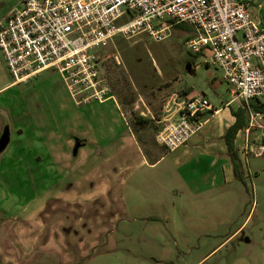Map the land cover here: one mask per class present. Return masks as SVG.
<instances>
[{
  "label": "rangeland",
  "instance_id": "1",
  "mask_svg": "<svg viewBox=\"0 0 264 264\" xmlns=\"http://www.w3.org/2000/svg\"><path fill=\"white\" fill-rule=\"evenodd\" d=\"M249 1L254 15L264 21V0ZM20 3L0 0V17ZM193 33L190 24L180 23L162 41L146 35L117 37L96 49L102 74L126 116L114 101L75 103L61 86L44 85L45 77L59 79L55 71L10 85L13 78L0 49V134L5 125L11 127L10 144L0 157V264H264V155L252 154L248 162L240 157L246 172L247 167L253 171L245 183H236L238 204L216 205L207 194L199 201L197 194L171 191L169 178L161 174L169 159L150 169L132 130L135 116L147 113L143 103L134 104L140 97L146 104L156 99L153 114H161L176 91L178 96L195 91L216 106L231 97L209 51L195 53L185 46ZM188 64L194 73L188 72ZM36 98L41 112L33 104ZM27 116L36 122L39 116L55 136L68 122L75 143L69 150L59 144L55 161L46 157L38 164L33 154L45 146ZM257 120L264 123V116ZM258 129L257 124L251 130L256 143L263 138L264 129ZM81 138L87 151L79 152ZM121 156L130 157L140 173L162 175L153 179L156 184L136 185L138 192L129 189L126 207L113 183ZM99 199L104 206H89ZM64 204L71 207L64 211ZM209 230L213 235H207Z\"/></svg>",
  "mask_w": 264,
  "mask_h": 264
},
{
  "label": "built area",
  "instance_id": "2",
  "mask_svg": "<svg viewBox=\"0 0 264 264\" xmlns=\"http://www.w3.org/2000/svg\"><path fill=\"white\" fill-rule=\"evenodd\" d=\"M180 23L194 29L185 46L195 53L209 51L235 98L243 101L247 133L257 124L264 129L252 107L264 102V21L249 0H21L0 17V49L15 83L55 71L77 103L104 102L115 96L96 49L117 37L162 41ZM177 104L178 117L168 118L155 136L169 151L196 134L197 114L211 108L204 95ZM248 137L242 149L247 162L252 154L264 155V132L255 146Z\"/></svg>",
  "mask_w": 264,
  "mask_h": 264
},
{
  "label": "crops",
  "instance_id": "3",
  "mask_svg": "<svg viewBox=\"0 0 264 264\" xmlns=\"http://www.w3.org/2000/svg\"><path fill=\"white\" fill-rule=\"evenodd\" d=\"M47 71L42 72L39 76L33 79L39 78ZM47 78L48 79H46L45 77V79L42 81L45 82L44 85L49 87H54V85H59L61 86L59 89L61 90V88H63L66 91L67 97L73 99L70 96L60 76L59 79L56 78L54 75L52 77H47ZM51 82L53 84H51ZM14 83L15 82L13 81L12 83H10V85ZM1 89L2 88H0V90ZM51 92H54L55 94H59L58 92H56L55 89H52ZM176 92L172 93V95H170L169 97L168 103L163 105V108L161 109L162 110L161 114H159V112L157 113L156 110H155L156 111L155 114H153L152 112V109H155L154 107L157 106V103L155 102L156 101L155 98H151V101H149L148 104H146V102L142 97H140L137 101L134 102L135 106H139L140 104L142 105L143 103L145 105L144 108L147 109L148 114L147 113L144 114L140 112L138 115L142 116L143 118H148L152 121V123H150L145 127L137 126L134 128L132 124V130L135 134L136 141L138 142V145L140 146L141 150L143 147V151H142L143 155L148 160L147 161L145 159L144 163L150 169H156L166 159H169V164L165 166L166 168L162 171L161 174H163L166 178H169L168 187L171 188V191L176 190L178 194H182V195H185L187 192H190L192 194H197V199H199V201L203 200V197H200L201 195L207 194L208 197L214 199V203H216V205H218L221 202L224 205L235 207L238 204V201H236L238 197L235 194L239 192L238 190H240V188L236 186V183L240 180L235 176L234 173L233 163L230 158L228 145L225 140V134L228 128L231 125H233L236 121V116L233 114L232 110H237L240 107L245 108L243 101L239 98H235V95H232L233 91L231 86H230L231 97L227 100L221 101L220 105L216 106L215 104L211 103L209 97L207 98L205 96L209 100L211 104V108L203 110L197 114L195 119L198 122H200L201 128L184 145L180 146L174 151H169L164 146H161L156 142L155 139L156 132L163 126V123L168 118L178 117L179 114H178L177 102L193 97L194 95H198L195 91L193 92L186 91L184 95L179 94L178 96ZM44 98L52 103V99L49 98V96L47 97L45 96ZM175 98L177 102L175 101ZM37 99L39 98H36L33 104L36 106V109H38L41 112L42 105L41 103H37ZM108 101H114L113 105L116 108H120L121 109L120 111L122 112L121 114L126 116V112L124 111V109L122 110L120 105H118L116 98L106 100L102 103L105 104ZM171 101H173L174 103L173 105H170ZM154 104L156 105L154 106ZM245 110H246L244 114L245 125L243 128H241L238 131L234 141L235 143L234 146L239 155V160L242 165V172L244 174V177H246L248 173L251 174L250 170L253 171L252 168L250 169L247 167L248 170L246 172L243 165V161L240 158V157L244 158L245 161V157H244V153H242V149L245 146L247 135L249 134L248 140L251 142L252 145L254 144V142L256 143V139H255L256 133L253 132L247 133L246 131V128L249 124V115H248V110L247 109ZM259 113L260 115L258 116V118L264 116V112H259ZM25 121H27L28 126H30L31 124L32 127L36 126L35 132H37V136L40 138L39 143L43 145L42 147L45 146V149L43 151H35V153L33 154L34 160H36L38 164H41L44 158L46 157L48 158L50 157L51 158L50 160L53 159L52 161H55L57 159V152L55 147L58 146L59 144L64 150H66V148L67 150H69V147L75 143V141H73L74 139L72 140L73 134L72 136L70 134V130L73 129L70 128V124L68 122L67 124L64 125L65 130L63 132L56 130V133L58 134L55 136L53 133H49L47 131L48 128L46 127V125L41 123V118L39 116L37 122L35 119H31L29 116H27V119ZM57 122L58 121H56V123ZM258 122L259 120H257V123ZM259 123L264 126V123L262 122ZM49 127L53 129L52 126ZM56 128L58 127L56 126ZM20 129L21 128L16 129L18 133ZM259 129H263V128L259 126ZM112 138L115 137L113 136ZM83 142L84 139L81 138V142H78L79 145L77 144V147H79V152H81L82 150H86V146H83L84 145ZM258 143L259 142H257L256 144ZM87 144H89L88 141ZM123 149L124 148L122 147L120 151H122ZM161 149H164V151H161ZM239 151L241 153H239ZM64 154L65 156H67L66 151ZM121 157H123L122 167H120L119 170L116 171L115 177L113 178V183L118 188V195L120 196L121 201L124 204V207H126L127 198H128L127 191L129 189L132 190V192H138L139 189L137 188L136 185L144 181H146L147 183L152 182L154 181L153 180L154 178L156 177L159 178L162 175L159 174L158 177L155 172L152 173V176H150V173L149 174L140 173L139 169L134 164H131L130 157L129 158L125 156H121ZM173 181H178V185L176 184L171 186ZM154 182L156 184V180ZM221 196L222 199L224 198L223 199L224 202L223 200H220ZM103 201H104L103 199H99L93 202V204H90L89 206L93 205L95 208H100V205L101 203H103ZM61 207L62 209L65 208L63 209L65 211L66 208H70L71 205L64 204ZM124 214L122 213V215H119L118 218H122ZM153 218H155L154 215L151 216V219ZM100 219H104V218H100ZM157 219H160V217L156 216V220ZM74 220L75 218L73 217L72 221ZM91 220L93 219H89V221ZM208 233L209 235H213L214 232H211V230H209L207 232V235Z\"/></svg>",
  "mask_w": 264,
  "mask_h": 264
},
{
  "label": "trees",
  "instance_id": "4",
  "mask_svg": "<svg viewBox=\"0 0 264 264\" xmlns=\"http://www.w3.org/2000/svg\"><path fill=\"white\" fill-rule=\"evenodd\" d=\"M179 25V24H177ZM252 107L258 111V112H264V102H259V101H254L252 102ZM246 107H240L237 110H232L233 114L236 116V121L233 125H231L226 134H225V140L226 143L228 145V151H229V155L230 158L232 160L233 163V169H234V173L235 176L242 182L245 183V177L244 174L242 172V165L241 162L239 160V155L237 153V150L235 149V137L238 133V131L244 127L245 125V121H244V114H245V110ZM150 123H152V121L148 118H143L142 116H139L138 114L135 116V120H134V124L133 127L135 128L137 126L139 127H145L147 125H149Z\"/></svg>",
  "mask_w": 264,
  "mask_h": 264
},
{
  "label": "water",
  "instance_id": "5",
  "mask_svg": "<svg viewBox=\"0 0 264 264\" xmlns=\"http://www.w3.org/2000/svg\"><path fill=\"white\" fill-rule=\"evenodd\" d=\"M186 69L190 73H194V69L191 64H188ZM11 140V128L10 125L7 124L4 126L2 133L0 134V155L2 152L6 150Z\"/></svg>",
  "mask_w": 264,
  "mask_h": 264
}]
</instances>
